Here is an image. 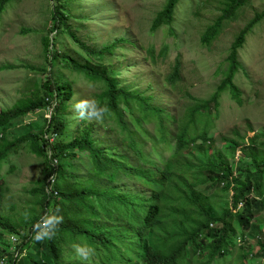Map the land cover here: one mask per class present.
<instances>
[{"label":"trees","instance_id":"obj_1","mask_svg":"<svg viewBox=\"0 0 264 264\" xmlns=\"http://www.w3.org/2000/svg\"><path fill=\"white\" fill-rule=\"evenodd\" d=\"M11 1L0 0V16ZM180 1L167 0L154 21L153 34L162 26L173 25ZM249 1L236 0L234 6L228 5L202 36V46L210 48L218 41L226 23L235 20L240 7ZM66 7L59 1L52 18L56 25L44 40L47 59L52 46V61H58L60 69L64 70L65 65L73 68L70 73L84 77L99 90L93 98L106 104L111 115L101 122L104 132L85 120L80 121L79 136L71 137L70 101L77 96L76 82L61 70L56 75L51 68L39 72L48 76L42 90L37 84L32 97L9 111H0V165L24 143H29L46 163L44 179L32 189L36 213L20 224L4 223L0 218V262L5 259L6 264H26L28 260L30 264H80L66 247L80 237L90 239L96 250L93 264H220L227 256L233 257L238 247L236 240L243 243L239 246V264L255 258L264 261V224L260 219L264 212V152L259 148L264 147V134L247 139L234 131L236 138H223V142L232 144L228 146V154L233 157L230 163L228 155L217 148V140L210 137L215 121L213 126L205 121L212 114L218 117L220 99L226 91L230 90L232 99L241 104L242 93L234 85L241 70L238 55L247 36L264 20V11L232 45L227 60L230 74L212 99L202 104L187 95L193 105L176 116L155 97L125 88L117 78L120 72L105 63L115 56V49L97 51L88 47L72 33ZM64 31L71 34L86 62L59 51ZM167 51L163 54L167 55ZM147 52L157 55L155 48ZM182 80V66L177 60L166 87L171 89ZM53 101H57L55 111L38 135L29 134L12 142L6 139L15 119L49 108ZM45 134L57 138L50 144ZM238 149L244 158L236 163ZM55 160L59 161L57 167L53 165ZM80 162L86 166L83 172ZM243 163L250 165L244 168ZM53 174L58 196L46 191L47 178ZM240 203L243 206L237 209ZM56 209L63 217L56 237L35 242L33 224ZM2 231L23 241L16 246V252L30 254L19 259L10 255L7 247L12 244L5 242ZM251 231L262 232V237L255 232L259 239L256 248L242 240ZM65 248L70 251L69 263L64 261ZM31 252L35 255L31 256Z\"/></svg>","mask_w":264,"mask_h":264},{"label":"rangeland","instance_id":"obj_2","mask_svg":"<svg viewBox=\"0 0 264 264\" xmlns=\"http://www.w3.org/2000/svg\"><path fill=\"white\" fill-rule=\"evenodd\" d=\"M59 1L67 6L72 33L88 47L97 51L115 49V56L109 57L105 63L120 72L117 78L125 88L155 97L176 116L182 115L185 108L193 105L187 95H192L202 104L212 99L230 74L227 60L232 45L256 15L264 11V0H250L238 9L235 20L226 23L219 40L210 48H205L201 44L202 36L222 16L228 5L234 6L236 0H181L173 25L162 26L154 34V21L163 11L167 0H12L0 16V111H9L22 100L32 97L36 85L41 88L48 77L40 74L44 69L51 68L56 75L61 70L71 81H75L76 100L93 99L95 94L100 93L84 77L70 73L74 71L73 68L63 64L65 69H60L59 62L52 61V46L51 56L47 59L44 40L56 25L52 18ZM64 32L66 35H61L58 43L59 51L78 62H86V56L75 45L71 34ZM149 48H155V57L148 54ZM165 50L167 55L163 54ZM177 60L182 66L183 80L171 90L166 87V79L173 72ZM238 62L241 70L235 77L234 85L242 93L241 104L232 99L230 90L226 91L220 99L218 117L212 114L205 119L211 126L215 121L210 137L217 140V148L228 155L230 163L233 157L228 154V146L232 144L223 142V138H236L234 131L246 135L247 139L264 134V20L247 36L244 48L239 51ZM49 117L51 112L45 108L15 119L7 130L6 139L12 142L29 134L38 135L46 127ZM72 117L73 113L69 116V135L79 136L80 121ZM90 124L105 131L101 122L93 121ZM261 142H264V137ZM259 148L264 152L263 146ZM166 155L169 156L170 152H166ZM243 158L240 151L234 160L239 163ZM243 164L244 168L250 165ZM45 167L44 158L32 151L29 143H24L18 152L12 153L0 165V218L4 219V223L20 224L36 213L32 189L44 179ZM85 167L81 166V172ZM26 211L30 212L27 219L24 217ZM260 219L264 224V212ZM255 232L262 237V232L251 231L242 239L247 246L251 244L256 248L259 239ZM3 234L5 242L9 243L11 239L12 243V236ZM73 242L92 245L86 237L75 238ZM70 244L66 247L70 248ZM240 244L243 246L242 242ZM13 245L7 247L12 256L16 253ZM69 248H65L66 263L71 259ZM255 251L258 253L259 250ZM240 253L237 247L233 257L227 256L226 261L220 264H239ZM33 255L35 252H31ZM26 264H30V260ZM247 264H264V261L255 258L247 261Z\"/></svg>","mask_w":264,"mask_h":264},{"label":"clouds","instance_id":"obj_3","mask_svg":"<svg viewBox=\"0 0 264 264\" xmlns=\"http://www.w3.org/2000/svg\"><path fill=\"white\" fill-rule=\"evenodd\" d=\"M74 101V102H72ZM71 111L73 119L77 121L103 122L110 115V109L106 104H101L96 99L76 100L75 95L72 97ZM50 181H55V176L50 177ZM59 209L50 210L32 226V238L35 242L52 240L56 237L59 226L63 223V217L58 215ZM25 219L30 217V212L24 213ZM71 252L74 258L80 261V264H93L95 248L83 242H73L70 244Z\"/></svg>","mask_w":264,"mask_h":264},{"label":"built area","instance_id":"obj_4","mask_svg":"<svg viewBox=\"0 0 264 264\" xmlns=\"http://www.w3.org/2000/svg\"><path fill=\"white\" fill-rule=\"evenodd\" d=\"M56 105H57V101H53L52 104H51V106L48 108L50 110V112H51V116H52L53 111H55ZM50 118L51 117H49V119ZM56 138H57L56 136L51 138L50 135L45 134V139H47L50 142V144L53 143V141H55ZM238 150H240V149H238ZM240 151H237V152H240ZM48 155H49V158L51 159V157H52V150L50 148L48 150ZM235 156H236V154H235ZM236 163H238V162H236ZM53 165H55L57 167L59 165V161L58 160L53 161ZM234 175H236V171L234 172ZM53 176H55V181L54 182L53 181H50V177H53ZM50 177L48 179L49 181L47 182L48 185L46 186V191H47V193L49 195L58 196L59 195L58 191H56L55 187H53V186H55V183H56V175L53 174ZM230 187L232 189L233 188V185L230 184ZM242 206H243L242 203L238 204L237 205V209L242 208ZM30 239H31V237H30ZM10 242H11V239H10ZM240 242H241L240 240H236V243H237L238 247L241 245ZM22 243H23V241L20 240L19 238L12 237V243L11 244H15L16 246H18V245H20ZM15 245H13V246L16 248ZM27 255H28L27 252L22 253V255L19 254L18 252H16L14 256H15L16 259L17 258L19 259V258H22V256H27ZM0 264H6V260L5 259H2L1 262H0Z\"/></svg>","mask_w":264,"mask_h":264}]
</instances>
